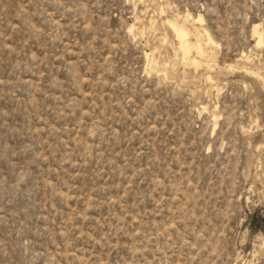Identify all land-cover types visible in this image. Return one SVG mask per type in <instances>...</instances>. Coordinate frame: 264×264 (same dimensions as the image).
Listing matches in <instances>:
<instances>
[{
	"label": "rangeland",
	"instance_id": "374dc122",
	"mask_svg": "<svg viewBox=\"0 0 264 264\" xmlns=\"http://www.w3.org/2000/svg\"><path fill=\"white\" fill-rule=\"evenodd\" d=\"M255 26L264 0H0V264H264Z\"/></svg>",
	"mask_w": 264,
	"mask_h": 264
},
{
	"label": "bare ground",
	"instance_id": "6f19581e",
	"mask_svg": "<svg viewBox=\"0 0 264 264\" xmlns=\"http://www.w3.org/2000/svg\"><path fill=\"white\" fill-rule=\"evenodd\" d=\"M177 18H178V16H177ZM181 21H185L186 23H191L192 26H193V29L190 30V29H188V27L186 25H183L182 23L179 22L180 24H182V25H180L178 22L170 20V19L165 20L164 24H167L172 29V31H174L176 36L178 37V40H179L178 50L182 54V57H183L182 60H184L185 65L187 64V65L195 66L198 69L200 66L203 65V62H201V60H198L197 58L193 57V55H192L193 51L197 50L198 53H196V54H200L202 56H210L212 58L213 56H215V55L211 56L212 55L211 48H212V45L215 44L214 43V39L212 38V36L205 29H203L202 27H198V25L204 21V19L202 17H198L196 19H192L191 16L188 15L187 17H185V19H183ZM192 32H194L195 37L197 39L196 43H194L195 39H194L193 42L191 41ZM254 34H255V36L257 38V41H255L257 43L256 44L257 47L264 48V34L259 29L258 26H255ZM246 57L247 56H243V58L247 60L248 58H246ZM207 59H209V58H207ZM150 63H152V62H150ZM152 66H154V64ZM208 68H207V70H208ZM153 69H155V68H153ZM153 69H152V71H153ZM253 75H255V73ZM258 76H260V75H258ZM262 80H263V78H262ZM262 80H261V82H262ZM263 83H264V81H263ZM262 87H264V86H262Z\"/></svg>",
	"mask_w": 264,
	"mask_h": 264
}]
</instances>
